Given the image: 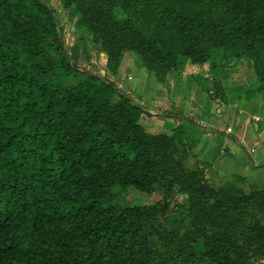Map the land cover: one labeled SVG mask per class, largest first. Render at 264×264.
Instances as JSON below:
<instances>
[{
  "label": "trees",
  "instance_id": "obj_1",
  "mask_svg": "<svg viewBox=\"0 0 264 264\" xmlns=\"http://www.w3.org/2000/svg\"><path fill=\"white\" fill-rule=\"evenodd\" d=\"M63 5L113 77L126 53L160 84L182 59L200 68L249 61L255 88L238 92L262 95L264 107V0ZM61 30L43 0H0V264L263 261L264 188L215 187L205 169L189 168L195 124L148 133L145 108L115 81L81 72ZM212 90L228 104L219 79ZM159 191L162 202H145ZM174 192L188 196L181 220L169 214Z\"/></svg>",
  "mask_w": 264,
  "mask_h": 264
},
{
  "label": "rangeland",
  "instance_id": "obj_2",
  "mask_svg": "<svg viewBox=\"0 0 264 264\" xmlns=\"http://www.w3.org/2000/svg\"><path fill=\"white\" fill-rule=\"evenodd\" d=\"M43 1L47 5H49L56 13L57 22L60 27V30L62 29L64 32V42L66 44L68 54L74 65L78 67L81 72H85V71L90 72L92 74L106 77L111 81H115L119 89L130 95L143 107L144 106L143 104L145 103L142 102V98H141L142 96H140L141 94L139 93L138 90L139 87L138 82L141 80V78H143L145 81H148V83H150V81L152 80L153 85H155L157 81L152 73H149L146 69H144L141 66L138 56L134 53H126L122 60V64L120 67L121 71L119 72V75L116 78L115 77L113 78L112 77L113 75H111L107 70V54H105L102 50L97 49L95 46H93L90 37L88 36L87 32L85 31V28L82 25L80 17H77L74 14L73 10H69L67 12L64 11L63 0H43ZM228 65L225 68H231L232 64L231 65L228 64ZM82 78L83 77L81 75L77 76L75 78V81H78ZM232 78L233 77H231V79ZM238 79H240L239 76ZM254 86L255 84L250 85L249 89L251 88L254 89L255 88ZM196 94L191 96V99H194V101H191V103L188 106V111L186 115H189V117H186L185 115H183V113H180L179 111L177 112L175 111V109L170 108L171 101L169 98H168L169 100L167 99L168 101L166 100L165 104L164 102L158 103L159 105H161V107L158 108L159 109L158 111L155 110V112H158L159 114H163V115H167V113L173 114L175 116H179L180 119L188 118L189 122L192 121L194 124H197L192 119L195 116L196 117L201 116L203 112L202 110L195 109V106L200 104L198 103V101H196L197 99ZM211 94H213V90ZM211 94L210 96L211 98H213L214 96H212ZM149 95H155V94L154 92L152 93L149 92ZM241 95L242 94H240V92L228 93L227 103L229 105L232 104L234 105L223 114H221V112L220 113L215 112V113L216 115L221 114L218 117H222L223 121L226 122V124L227 122L230 123L229 124L231 125V127H229L230 129H226L225 132L232 134L234 133V128L232 127L233 118L236 116V114H239L240 117H242L243 119L244 118L248 119L250 110L253 109L256 115L259 116L258 118L259 120H257V117H254L255 120L251 119V124H252L251 132L253 133V125H254L255 132H258L260 134L259 139L255 144V148H254L255 150L253 151L251 150L250 152H247V150H245V148L242 145L238 144V147L239 149H241V151L239 153L238 152L235 153L234 156H229L226 155L225 153L226 147L225 149L222 150L221 146L219 145L218 147L217 145L215 146V142L212 141L213 142L212 149L210 148V150H208L206 154H202L203 152H201L200 144L199 141L197 140L198 143L196 144V146H194V149L191 150L189 153L190 155L187 164L189 168H195L196 166H198L199 168L205 169L206 178L208 182L215 187L234 185L249 192L254 188H261V189L264 188V167L259 166L261 164H264V162H261L264 157V144H263L264 143V107L262 102V95H259L258 97L261 100V102L257 104L256 107L254 108L251 107L250 109L247 110L246 106L248 105L246 104V101L240 102ZM185 106L187 105L184 104L182 107ZM253 110L251 111V113H253ZM144 111L146 110L144 109ZM141 119L143 120V122L141 121V124L150 134L158 135L160 133H169V134L171 133V131L165 130L163 124L160 122L161 119H159L158 116L156 115H152V114L150 115L148 114V116L143 115ZM198 120L199 123H201L202 119L200 118ZM204 120L209 124L215 125L214 122L216 121V119L213 120L212 118L205 116ZM237 124L238 122L236 124L234 123L235 128ZM259 124H261L260 128L258 127ZM209 132L210 134L208 135L211 136L215 133L214 131H209ZM261 143L262 145L260 146ZM163 199H164V194L161 191H159L156 192V194H154L151 198H149L148 201L145 202L151 205H156L157 203L162 202ZM168 202L170 203L169 214L175 219L181 220L183 218L184 212L180 208V206L182 204L188 203V196L185 193L174 192L172 199H170ZM130 203L131 205H137L142 202H140V200L135 199L134 201L130 200ZM254 264H264V260L254 261Z\"/></svg>",
  "mask_w": 264,
  "mask_h": 264
},
{
  "label": "crops",
  "instance_id": "obj_3",
  "mask_svg": "<svg viewBox=\"0 0 264 264\" xmlns=\"http://www.w3.org/2000/svg\"><path fill=\"white\" fill-rule=\"evenodd\" d=\"M238 76L240 79H238ZM231 77L233 78L231 79ZM214 78L219 79L222 82L224 91L228 94L231 92H238L239 89L248 90L250 88L249 86L255 83V72L252 63L247 61H240L237 62V64L234 63L231 65V68L220 66H214L212 68L210 66H204L203 68H200L191 65L189 62L182 59L179 61L178 69L168 75L165 84L157 82L153 85L152 80L148 83V81H145L143 78H141L138 82V90L141 94L140 96H142V102L145 103L143 104V107L146 110V114L144 116H148V114L158 116V118L161 119L160 122L163 124L165 130L171 131L177 125V121H179L180 118L179 116H175L173 114L167 113V115H163L155 112V110L158 111V108L161 107L158 103L164 102L165 104L166 100L169 98L171 101L170 108L183 113L186 117H189V115H186L188 106L191 101H194V99H191V96L197 93L196 97L198 100L196 99V101L200 104L195 106V109L202 110L203 114L198 117L195 116L192 119L197 124L190 126V131L192 136L199 141L200 150L203 152L202 154H206L210 148L212 149L213 142H215V146H221L222 150L226 147L225 153L229 156H234L235 153H239L241 151L238 144L242 145L247 152L255 150V144L258 141L260 134L255 132L254 125L253 133L251 132V119L255 120L254 117L259 118V116L256 115L253 109L250 110L248 119H243L239 114H236L233 118L232 124L234 133L230 134L225 132L226 129H230L229 127H231V125H229L230 123L228 122L226 124L222 117L218 116L225 113L234 104H224L221 100L214 99V97L211 98L210 94L212 92V82ZM252 89L253 88L250 90ZM149 92H154L155 95H149ZM240 94H242L240 102L246 101V104L248 105L246 106L247 110L251 107H256L257 104L261 102L258 97L259 95L257 94L253 98L247 96V92H241ZM183 103L187 106L182 107L184 105ZM252 110L253 113H251ZM215 112H221V114L216 115ZM205 116H208L213 120L216 119L214 122L215 125L206 122L204 120ZM200 118L202 119L201 123H199L198 120ZM141 121L143 122L142 119ZM237 122L238 124L235 128L234 123L236 124ZM258 127L260 128L261 124H259ZM209 131H214L215 133L211 136L208 135L210 134ZM261 145L262 143L260 146ZM261 162H264V157Z\"/></svg>",
  "mask_w": 264,
  "mask_h": 264
},
{
  "label": "water",
  "instance_id": "obj_4",
  "mask_svg": "<svg viewBox=\"0 0 264 264\" xmlns=\"http://www.w3.org/2000/svg\"><path fill=\"white\" fill-rule=\"evenodd\" d=\"M260 167H264V164L259 165Z\"/></svg>",
  "mask_w": 264,
  "mask_h": 264
},
{
  "label": "built area",
  "instance_id": "obj_5",
  "mask_svg": "<svg viewBox=\"0 0 264 264\" xmlns=\"http://www.w3.org/2000/svg\"><path fill=\"white\" fill-rule=\"evenodd\" d=\"M257 120H259V119L257 118Z\"/></svg>",
  "mask_w": 264,
  "mask_h": 264
}]
</instances>
